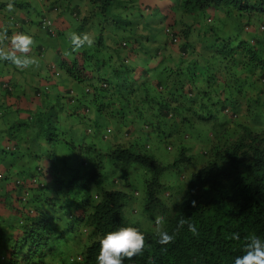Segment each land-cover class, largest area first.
<instances>
[{"label": "trees", "instance_id": "16d2710c", "mask_svg": "<svg viewBox=\"0 0 264 264\" xmlns=\"http://www.w3.org/2000/svg\"><path fill=\"white\" fill-rule=\"evenodd\" d=\"M32 1L12 0L10 11L0 0L9 12L0 13V32L45 26L62 59L54 65L35 48L43 64L29 76L38 82L32 94L12 92L5 73L25 71L0 61V154L15 157L0 171V202L15 206L0 214L8 264L23 255L25 264L52 256L69 264L72 219L54 225L53 211L117 212L131 166L146 196L165 207L167 190L178 203L160 211L170 245L157 242V227L140 230L144 252L124 264H233L252 237L264 238V0H44L51 12L73 3L66 32L46 26L48 9L34 11ZM73 32L93 44L73 51ZM50 77L53 101L40 85ZM167 168L175 173L163 176ZM97 243L80 247L82 264H97Z\"/></svg>", "mask_w": 264, "mask_h": 264}, {"label": "clouds", "instance_id": "9594fccd", "mask_svg": "<svg viewBox=\"0 0 264 264\" xmlns=\"http://www.w3.org/2000/svg\"><path fill=\"white\" fill-rule=\"evenodd\" d=\"M7 7L10 11L13 10L14 4L12 3V0H10ZM43 23H51V20L47 17L43 20ZM4 40H8L9 43L7 46H0V61H10L21 69L38 64V61L29 55L34 44V37L31 34L16 32L11 36H8L7 30H4L0 32V41ZM70 42L72 50L75 51L82 49L85 46H91L93 44V39L87 33L73 32L70 35ZM247 117L248 122L245 123L250 124L252 116ZM117 189L119 192V187ZM124 190L127 192V196L125 195L123 201L120 199L118 211L114 213L110 212L102 205L98 206L95 204L92 206L93 209L88 211L85 216L78 215V213L67 209L66 207L53 211L55 212L53 213L55 215V218L53 219L54 225H56L62 218L68 217L72 219L70 226L68 225L67 227L71 230L73 229L80 235L81 238L79 242L83 241L80 247L85 245L88 246L92 242L98 241L97 244H100V248L96 256L97 264H124L125 259L132 261L137 256L143 254L145 249V236L141 234L142 231L140 230H148L157 227V242L162 246L170 245L174 239L172 234L163 231L159 227L162 223L160 211H166L164 209L170 208L172 204L174 208L178 203V198L174 194L167 190L161 192V198L165 202V207L158 203L156 196L149 197L143 194L141 203L142 210L139 209V205H133L130 211H128V214L134 219H129L124 216L126 202L132 196H139V192L138 190L130 192V188H125ZM25 197L27 196H23V199ZM97 197L98 195L93 196V198ZM21 211L22 209H20V212ZM32 212L33 211H31V213ZM141 212L143 223L138 220L137 216ZM1 213H4L3 207H0V214ZM89 215L90 217L88 219ZM91 217H96V219L92 220L90 219ZM180 223L183 225L184 221H181ZM188 229L192 232L197 230L193 223L188 224ZM20 233L21 231L19 228L14 229V234ZM70 233L71 232L69 231L66 232V239L64 240L66 241V244L70 239ZM239 238V233L232 234V239L239 240ZM65 247L66 250H63V252L68 258V263L72 264L77 262L82 264L83 257L78 251L80 247L73 249H69L67 245ZM164 250H166V247ZM8 253L7 250L5 257L6 260ZM25 259L26 256L23 255L22 259H20L21 264H25ZM46 261H48L49 264H56L54 262V256H52V259L48 258ZM6 264H8V260ZM40 264H43V262H40ZM233 264H264V238L259 236L252 237L244 245L243 254L234 258Z\"/></svg>", "mask_w": 264, "mask_h": 264}, {"label": "rangeland", "instance_id": "374dc122", "mask_svg": "<svg viewBox=\"0 0 264 264\" xmlns=\"http://www.w3.org/2000/svg\"><path fill=\"white\" fill-rule=\"evenodd\" d=\"M31 3L33 4L32 0H31ZM44 3H45L44 0H34V4L35 5H33L32 8L34 9V11H38V9H40V6H41V9H42L41 13H43V14H45L47 9H48V14H50V15H46V17H48L51 20V23H46V26L50 25L52 28L61 27L66 32V30L68 29V23H69V20H70V15H69L68 12H66V9L70 8L71 5H73V3H70L69 6H67V3H65L64 7L59 6L58 7V11H53V12H51L48 7H45L43 9L42 8V4H44ZM7 11L8 10H4V11H1L0 13H4V15H6V14L9 13ZM81 12H83V10ZM37 14H38V12L33 16V18L37 17ZM39 17L40 16H38L37 19ZM53 18L54 19L57 18V19L54 20ZM25 27H27V28H25L24 32L28 33V34H31L34 37V44H33V47L31 49V52L29 53V55L34 57V58H36L37 57V53H36L35 48L38 47V46H43L46 49V51L44 52V56H45V54L47 52V56L46 57L43 56L44 57L43 59H45L46 61H48V62H50V63H52L54 65L55 64L58 65L59 62L62 59V56L58 55L56 47H54L51 44L52 40H51V37L46 32L45 26L44 27H42V26L40 27V24L39 25H37V24H33V25L25 24ZM0 28H5V26L2 25V22H0ZM11 31L13 33L17 32L14 29H11ZM68 31H69V29H68ZM61 42L63 44V46H62L63 51L65 52L64 45H66L67 43L65 42V44H64V41H61ZM0 46H2V44ZM60 51L62 52V50H60ZM36 60L37 61L39 60L40 63L43 64L41 58H37ZM38 69H39V65H34V66H31V67L29 66L28 68H24L23 70L25 72L22 73V74L14 73V71L12 69H10L11 70L10 72L5 73V79L7 80V82H10V83H12L14 85V86L12 85L14 87L12 92L13 93H18V94H22V93L32 94L33 87H34L35 84H38V82H37V80H33V78H30L29 76L32 75L31 71L35 72V71H38ZM54 79H55L54 77H50V81L49 82L41 80V84H40V85H42V84H44V85L47 84L48 85V87H46V92L50 93L51 101H53L54 99L56 100L55 95L52 93V90H53V87H54ZM62 85H65V88L72 89V92H71L72 95H75V96H78V97L81 96V90L79 89V87L74 82L64 81L62 83ZM65 88L62 87L61 90L62 89L65 90ZM80 103H83V101H80ZM65 106L68 107L67 104H65ZM73 130H77V125L74 126ZM0 141L4 142V139L0 138ZM7 148H9V147H7ZM2 158H6L7 159L6 161L1 163V165H0V171L2 173H4V171H6L7 168L10 169L11 164L13 162V159L15 157L12 154H10V153L9 154L6 153V154H0V161L2 160ZM166 158H164L163 160L165 161ZM20 165H21V162H18V165H16V166L19 167ZM134 165H136V164H134ZM138 170H137V172L134 171L132 169V166H131V168L129 170V176H130L129 178L131 180V185H130V190L129 191L133 192L135 190H138V192H139V196H137V197H133L132 196L126 202V205H125V208H124V216L126 218H129V219H134L133 217H131L128 214V211H130V209H131V207L133 205H135V204L139 205V209L142 210L141 203H142V199H143V194L144 193H143V188H142V185H141V179H142L141 178V173L138 172ZM168 172L169 173H175V171L169 170L167 168V169H165L163 171V176H166ZM23 178H21V179H23ZM14 192H16V191H14ZM0 206L3 207V211H4L5 214L10 212V211H13L15 209V206L12 205V204H6V203H2L1 204V202H0ZM137 216H138V220L141 223H143L142 212L139 213ZM5 218H6V216H5ZM67 231L71 232L70 233V239H69V241L66 244L67 247L69 249H73V248H77V247L79 248L80 245L83 243V241L79 242V240L81 238L80 235L76 231H74L73 229L71 230L69 227H67ZM10 233L13 235L14 234V230H12ZM9 247H10L9 245H4L0 241V264H6L7 260H6L5 257H6L7 249ZM72 264H79V263L74 262Z\"/></svg>", "mask_w": 264, "mask_h": 264}]
</instances>
